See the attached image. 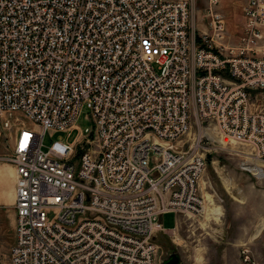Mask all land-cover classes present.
Returning a JSON list of instances; mask_svg holds the SVG:
<instances>
[{
  "label": "built area",
  "instance_id": "obj_1",
  "mask_svg": "<svg viewBox=\"0 0 264 264\" xmlns=\"http://www.w3.org/2000/svg\"><path fill=\"white\" fill-rule=\"evenodd\" d=\"M0 0V137L12 132L11 264H157L166 213L198 214L206 156L192 120L214 122L264 160V0H248L243 46L208 0ZM256 51V52H255ZM91 126L74 143L48 131ZM78 147L81 152L78 153Z\"/></svg>",
  "mask_w": 264,
  "mask_h": 264
},
{
  "label": "rangeland",
  "instance_id": "obj_2",
  "mask_svg": "<svg viewBox=\"0 0 264 264\" xmlns=\"http://www.w3.org/2000/svg\"><path fill=\"white\" fill-rule=\"evenodd\" d=\"M188 1L192 29L211 35L209 1ZM247 2L219 0L221 8L230 10L227 17L223 16V38L214 39L213 44L243 46ZM260 41L255 47L259 54L264 51ZM252 102L264 109V92H254ZM76 124L77 129L48 131L43 149L55 139L74 143L81 132L86 133L91 126L87 107ZM185 139V148L199 141L201 152L206 156V167L199 181L203 207L196 215L166 213L162 216L164 226L170 229L154 237L157 264H164L173 253L179 254V264H264V160L257 159L250 146L226 139L212 121L193 119ZM81 150L78 147V153ZM12 158V132L7 130L0 137V189L11 190L14 196L5 195L0 201V264H11L16 237V172Z\"/></svg>",
  "mask_w": 264,
  "mask_h": 264
},
{
  "label": "crops",
  "instance_id": "obj_3",
  "mask_svg": "<svg viewBox=\"0 0 264 264\" xmlns=\"http://www.w3.org/2000/svg\"><path fill=\"white\" fill-rule=\"evenodd\" d=\"M217 9H218V11L225 17H227V15H229V8H221L219 5L217 6ZM228 31H229V29H227V33H228ZM260 31H261V49L262 50H264V23L261 25V27H260ZM261 50V51H262ZM14 191H15V189H14ZM5 195H7V196H11V197H13L14 195H13V192L11 191V190H2V189H0V201H3L4 199H5ZM168 229H170V228H168Z\"/></svg>",
  "mask_w": 264,
  "mask_h": 264
},
{
  "label": "water",
  "instance_id": "obj_4",
  "mask_svg": "<svg viewBox=\"0 0 264 264\" xmlns=\"http://www.w3.org/2000/svg\"><path fill=\"white\" fill-rule=\"evenodd\" d=\"M180 256L178 253H173L170 257L164 261V264H179L180 263Z\"/></svg>",
  "mask_w": 264,
  "mask_h": 264
},
{
  "label": "bare ground",
  "instance_id": "obj_5",
  "mask_svg": "<svg viewBox=\"0 0 264 264\" xmlns=\"http://www.w3.org/2000/svg\"><path fill=\"white\" fill-rule=\"evenodd\" d=\"M248 168V167H247Z\"/></svg>",
  "mask_w": 264,
  "mask_h": 264
}]
</instances>
